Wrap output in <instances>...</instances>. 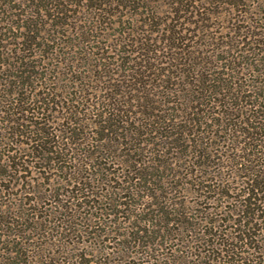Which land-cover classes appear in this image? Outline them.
Wrapping results in <instances>:
<instances>
[{"label": "trees", "instance_id": "obj_1", "mask_svg": "<svg viewBox=\"0 0 264 264\" xmlns=\"http://www.w3.org/2000/svg\"><path fill=\"white\" fill-rule=\"evenodd\" d=\"M90 1L98 26L0 11V264H264V43L233 55L251 13L217 36L241 0H132L109 42Z\"/></svg>", "mask_w": 264, "mask_h": 264}, {"label": "rangeland", "instance_id": "obj_2", "mask_svg": "<svg viewBox=\"0 0 264 264\" xmlns=\"http://www.w3.org/2000/svg\"><path fill=\"white\" fill-rule=\"evenodd\" d=\"M100 1H105V5H106V8L101 7L100 9L116 13L114 17H109L108 19L105 20L103 25L100 23L101 26H99L100 29L102 28L100 32H102V34L104 33L103 35H105V38H107L109 42H113L117 38V33L122 31H130L129 29L133 28V1L122 0V5H124V7H118V8L114 7V3L109 8L106 2L110 0H100ZM97 3L96 1H90V0H0V11L2 12L6 11V14L9 13L10 15L12 14L16 15L18 19V25H22L25 21L32 18L31 17L32 14L36 13L37 9L38 10L42 9L43 11H45L44 12L45 14H51L56 9V7H60L68 16L75 15L73 19L67 20L68 21L67 23H69L68 26L71 27L73 23H75V20L77 22L75 27L81 25L84 22L86 26L88 25V23L90 24L94 23V25L98 26L99 24L97 23V19L96 18L91 19L93 17L94 11L96 10L94 8H97V6H94V4ZM212 7L213 6H211V8ZM221 9L219 10L224 11L225 13V17L224 14L220 16V20L223 21L220 22L214 21L215 22L214 25H216L214 28L217 29L215 30L216 31L215 33H218L216 34L217 36L219 35V33H221L222 36H224L225 33H227L228 27L230 29V26L234 23V20L235 19L237 20V18L239 19L238 16L241 15L240 13L241 10H247V11L249 10V12L251 13V15H247V22L241 24V26L244 25L245 27L244 30H241V35L247 33L246 31L247 26L250 25L251 28L247 35L253 34L254 37L250 41H249L250 38H247L244 45H240L238 47L240 52L237 50L233 55L237 57L240 56V58L243 60V63L252 62L251 58L253 56L252 54L249 56L247 51L250 50L251 48L260 49L262 47L261 44L264 43V0H241L238 7H234L231 9L227 5H221ZM229 9H231V11ZM237 10L238 11L240 10V12H237ZM99 12L100 11H97L95 13H99ZM53 17L54 16L52 17L42 16L41 19H37V23H38L37 27L39 29H44V28L50 29L49 24H52L53 20L56 19L55 17L54 18ZM1 18H6L5 14L4 15L0 14V19ZM14 19L15 18L12 19L13 23H17V21ZM70 29L71 28H68V32L71 31ZM105 38L103 37L100 41L104 42ZM256 41H258V44L255 43ZM155 45L157 47L160 46L159 43ZM254 56L257 59L264 60V53L258 56L255 54ZM247 74H251V76L254 75V73L253 74L247 73ZM254 76L256 77V74ZM262 79H264V77L259 76L258 79H254V80L261 81ZM148 191H149V187H147L144 191H141L139 194L142 196L139 197L137 201H134V203L143 202L144 201L143 199H145L144 195H146L145 193H147ZM187 200H190V198L188 197ZM128 261L132 262L133 258L132 259L130 258Z\"/></svg>", "mask_w": 264, "mask_h": 264}]
</instances>
